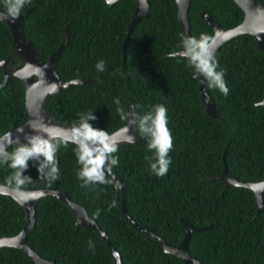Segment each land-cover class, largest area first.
Segmentation results:
<instances>
[{
    "label": "trees",
    "instance_id": "16d2710c",
    "mask_svg": "<svg viewBox=\"0 0 264 264\" xmlns=\"http://www.w3.org/2000/svg\"><path fill=\"white\" fill-rule=\"evenodd\" d=\"M147 2L149 14L134 23L123 51L134 0H115L111 5L105 0H26L21 11H28L20 26L40 62L64 39L54 70L64 81L83 79L44 100L56 121L80 125L86 120L93 129L109 134L127 120L118 108L128 114L131 103L134 117H142L156 105L166 107L173 140L167 174L158 177L152 171L156 153L148 147L151 137L135 124L144 143L116 144L112 154L118 164L111 171L123 181V192L107 173L106 183L85 185L78 175L82 164L77 145L58 137L49 142L59 169L56 180L38 174L37 161L29 159L23 176L31 177V182L18 185L14 176L19 170L0 158V182L18 189L64 191L107 234L122 264H185L133 226L122 207L137 225L172 246L184 235L181 218L198 227L213 222L194 232L187 243L188 252L203 264H264V194L257 213L251 190L217 178L224 165L241 183L264 181V106L258 104L264 97V51L246 33L220 45L214 54L216 70H223L229 92L225 96L209 87L202 74L204 91L218 109V117H211L201 106L194 66L182 55H172L183 50L186 39L176 19L175 0ZM0 10L7 13L5 0H0ZM200 12L210 14L222 28L234 27L243 17L233 0H190L188 38L212 36ZM4 58L9 72L22 62L12 50L8 26L0 20V60ZM99 61H104V71L97 70ZM2 78L0 67V82ZM90 114L96 119L89 120ZM26 118L23 83L9 74L0 87V135ZM26 144L16 141L3 150L12 154ZM34 206L27 242L42 258L55 264H115L105 239L93 228L76 224L65 203L46 196ZM26 220L24 208L0 194V237L19 233ZM0 264L35 263L19 248L2 247Z\"/></svg>",
    "mask_w": 264,
    "mask_h": 264
},
{
    "label": "water",
    "instance_id": "95a60500",
    "mask_svg": "<svg viewBox=\"0 0 264 264\" xmlns=\"http://www.w3.org/2000/svg\"><path fill=\"white\" fill-rule=\"evenodd\" d=\"M233 1L240 7L243 13L241 22L234 27L222 28L210 14L205 12L199 13L200 17L212 28L213 33L211 37L213 39L211 46L213 49V55L219 49L222 43L243 33L252 36L257 47L261 51H264V4H261L257 0ZM105 2L108 5L113 3H109L108 0H105ZM189 2L190 0H175L176 19L186 39L189 37L187 17V8ZM134 3V8L131 12L125 29L124 39L121 44V51L124 49L128 33L134 23L141 18L147 17L149 14L147 0H134ZM27 11L28 9L21 11L17 17L13 18L0 10V20L8 26L9 32L11 34L12 50L18 57L21 58L22 61L19 66L15 67L9 72L5 68L7 58L0 60V67L3 71V78L0 82V87L5 83L9 74L18 77L24 86V107L27 113V118L22 124L0 135V148L2 149L16 141H25L28 143L26 137H33L37 140H43L47 143H49L50 140L55 137L72 142L75 135L74 129L80 127L79 124L70 125L56 121L44 107V100L48 95L59 93L63 89L83 81V79L72 78L64 81L58 77L56 71L54 70V64L58 54L61 51L64 39H62L58 47L48 55L45 61L40 62L38 60L36 49L34 48L33 44L26 39L20 26L22 17ZM182 52L183 50H178L172 53V55H182ZM194 76L198 82L197 91L201 106L203 107L205 113L211 117H218V109L204 91L202 74L195 71ZM258 104L264 106V97ZM128 114L129 119L126 120L125 124L113 132L107 134V136L110 142H114L115 144L127 142L142 145L144 140L137 135L135 124L131 122L132 118L134 117V110L131 103L129 104ZM129 137H133L134 141L129 142ZM74 144L77 145V143ZM220 172L221 173L219 176H217V178L223 181L225 184H233L234 186L244 187L253 192L255 196V207L257 213H259L263 207L264 181L257 183H241L226 170L224 165H222ZM107 174L115 187L119 191L123 192L125 187L123 181L112 171ZM0 194L10 196L22 208H24L27 219L25 226L19 233L0 237V248H19L35 264H55L50 260L42 258L31 248L27 242V234L32 229L35 221L34 205L39 198L49 196L62 201L72 210L76 217V224L89 226L97 231V233L107 242L111 255L115 260V264H122L120 255L109 241L107 234L98 227L92 218L88 216L85 207L70 200L64 191L50 188L18 189L0 182ZM122 212L133 226L157 239L162 244L165 252L178 256L185 264H203L200 260L188 252L187 243L190 236L194 232L207 229L208 226L214 224L213 222L210 225L198 227L181 218V222L184 226V235L182 241L178 245L172 246L167 244V242L161 236L153 233L147 228L137 225L127 215L123 207ZM243 264L247 263L244 262Z\"/></svg>",
    "mask_w": 264,
    "mask_h": 264
},
{
    "label": "clouds",
    "instance_id": "9594fccd",
    "mask_svg": "<svg viewBox=\"0 0 264 264\" xmlns=\"http://www.w3.org/2000/svg\"><path fill=\"white\" fill-rule=\"evenodd\" d=\"M109 3L114 0H108ZM26 0H5L7 14L15 18L19 15ZM212 37L201 34L199 39L191 37L183 41L182 57L186 58L195 70L203 74L209 81V87L218 88L225 96L229 89L224 80L223 70L217 71L212 49ZM98 71H104V61H99L96 65ZM119 103V101H116ZM121 112L122 119H129V114ZM89 120H95V115H89ZM138 126L139 131L151 137L148 147L155 150L156 162L151 164L152 171L162 177L167 174L171 160L168 153L173 147V140L170 130L167 127V109L163 105H156L152 112L144 116H135L131 121ZM72 142L77 143V156L82 164L79 178L84 181L85 185L95 183H106L105 173L111 172V167L118 164V158L112 156L117 151L116 144L110 142L106 133L102 130L93 129L91 124L86 120L82 121L79 128L74 129ZM28 144L21 145L12 154L7 153L0 148V158L5 162L11 161L10 167L18 169L14 179L18 185L31 182V177H24L23 173L28 170V160L37 161L36 168L38 174L49 180H56L59 171L54 158L55 148L52 144L43 140H37L33 137H26ZM129 142L134 138L129 137ZM67 141H65L66 143ZM43 156L44 160L40 161ZM49 169L45 174L44 170ZM115 202H113L114 206Z\"/></svg>",
    "mask_w": 264,
    "mask_h": 264
}]
</instances>
